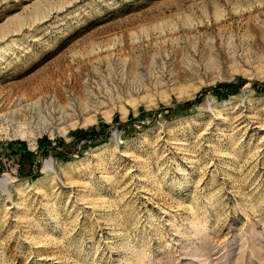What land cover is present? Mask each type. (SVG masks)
I'll return each mask as SVG.
<instances>
[{"label":"rangeland","instance_id":"374dc122","mask_svg":"<svg viewBox=\"0 0 264 264\" xmlns=\"http://www.w3.org/2000/svg\"><path fill=\"white\" fill-rule=\"evenodd\" d=\"M3 178L0 264H264V0H0Z\"/></svg>","mask_w":264,"mask_h":264},{"label":"bare ground","instance_id":"6f19581e","mask_svg":"<svg viewBox=\"0 0 264 264\" xmlns=\"http://www.w3.org/2000/svg\"><path fill=\"white\" fill-rule=\"evenodd\" d=\"M42 17V16H41ZM40 17V18H41ZM100 98V97H99ZM89 100V99H88ZM88 102V101H87ZM86 102V103H87ZM85 103V104H86ZM106 105V102L104 100H99L98 99V96L97 98L94 99V101L92 102V104H86V109H87V112H93V116H89V117H86L84 122H83V125L85 124H89V123H92L94 121V116L101 111L102 107ZM106 113V112H103V114ZM67 117V116H66ZM105 117L106 118H110V115L108 113L105 114ZM71 120V119H70ZM34 143V142H33ZM10 181V179L8 178H3L0 180V189L5 193L7 190L5 188L6 186V183ZM190 232L192 234L193 237H201L203 235V233L207 230V228L205 229V226H204V223L202 220L200 219H195L192 221L191 223V227H190ZM180 251H183L185 252V254L187 255V261L185 264H210L208 262V257L209 255L205 252V253H202V255H196L194 252H191L190 250V247H188V249H186V247L184 246H181L180 245ZM194 248V247H193ZM197 250V249H196ZM141 253V252H140ZM142 254V253H141ZM225 258V256H222V257H218V261H222V259ZM176 259L179 260V257L177 256ZM180 262V261H179Z\"/></svg>","mask_w":264,"mask_h":264},{"label":"trees","instance_id":"16d2710c","mask_svg":"<svg viewBox=\"0 0 264 264\" xmlns=\"http://www.w3.org/2000/svg\"><path fill=\"white\" fill-rule=\"evenodd\" d=\"M223 84L228 86V85L231 84V82H224ZM198 100H199L198 97L192 98V99H187L185 101L180 102L179 105H191V104H193L194 102H196ZM168 107L171 110H173L171 106H168ZM102 124L103 125H107L108 123L106 121H103ZM97 133H98V131H97V126L96 125H92L86 130L78 129L77 131H73V130L70 131V134L71 135H75V136L76 135L77 136L78 135L82 136V135H87V134L91 135V136H96ZM43 139L47 140L48 138H47V136H44ZM43 139H40V141L43 140ZM59 140L60 141H65V139L62 138V137H60ZM49 143H51V141ZM94 143L97 144L96 141ZM22 144L25 145V142H23ZM70 144H72V141L67 143V145H70ZM59 154L62 155L65 159H67V157H68L67 155H65V154H67L65 152V150H59ZM34 155H35V152L33 150L26 148L24 150V153H22V155L20 156V160L23 163V167H22V171H21L22 174L31 175L32 177L37 176V174H35L34 171H33V165H34V159L33 158H34Z\"/></svg>","mask_w":264,"mask_h":264}]
</instances>
